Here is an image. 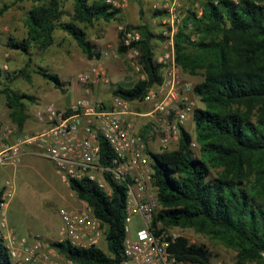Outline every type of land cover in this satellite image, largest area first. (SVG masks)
I'll return each instance as SVG.
<instances>
[{
    "label": "trees",
    "instance_id": "obj_1",
    "mask_svg": "<svg viewBox=\"0 0 264 264\" xmlns=\"http://www.w3.org/2000/svg\"><path fill=\"white\" fill-rule=\"evenodd\" d=\"M26 1L32 4L24 20L25 36H9L5 41L7 48L28 56L25 66L31 62V48L45 50L54 44L57 29L69 35L87 59H99L101 52L88 38L86 27L95 20L116 19L122 12L105 0H71L72 11L65 21L62 16L67 0ZM10 6L2 3L0 17ZM162 12L156 10L155 14ZM124 29H136L141 34L132 45L139 49L138 60L146 78L130 87L119 85L112 93L133 101L140 99L149 86L161 82L154 42L166 37L156 34L146 22L126 23ZM191 34L197 38L192 39ZM122 35L120 30L119 53L128 49ZM174 49L182 71L203 76L192 87L203 104L191 115L199 154L193 152L192 136L182 124L178 125L179 139L174 149H149L160 204L154 219L165 227L193 228L221 242L235 251L236 264H264V0H201V13L189 12L178 26ZM35 73L55 88L65 89V82L56 73L42 66ZM14 76L31 81L25 68H19ZM12 78L0 66V95L5 97L11 122L22 131L28 118L25 101L34 97L14 90L7 82ZM151 125L147 123L138 130L144 139ZM99 143V162L107 165L113 151L105 139L99 138ZM211 168L218 169L215 177ZM108 183L111 193L88 178L68 183L106 226V250L78 247L68 240L51 242L76 264H119L123 259L125 186L109 178ZM168 250L182 264H211L207 248L190 243L182 235L170 239ZM0 264H13L1 236Z\"/></svg>",
    "mask_w": 264,
    "mask_h": 264
},
{
    "label": "built area",
    "instance_id": "obj_2",
    "mask_svg": "<svg viewBox=\"0 0 264 264\" xmlns=\"http://www.w3.org/2000/svg\"><path fill=\"white\" fill-rule=\"evenodd\" d=\"M112 7L123 8L127 0H105ZM180 17L173 4L169 7L165 47L155 60L161 64L162 80L149 86L137 100L129 101L113 96L109 106L89 98H78L67 108L49 103L36 116L44 127L35 134H21L9 139L15 125L0 127V166L15 165L23 154L47 158L56 174L65 182L71 179L88 178L111 193L108 178L125 186L126 205L123 243V259L119 264H182L168 250L170 239L176 237L166 231L155 214L160 209L157 190L153 184L154 170L146 140L137 129L138 117H152L164 128L165 136L160 139L162 147L179 139L178 125L192 115L193 102L184 101L183 93L192 92L190 83L181 79V68L175 60L174 35L178 30ZM123 31L122 42L128 48L125 57L131 67L142 71L139 63V49L132 43L140 40L136 29ZM107 56V53H104ZM78 78L92 82H108L101 61ZM146 78L143 72L142 79ZM148 105V111L137 110L136 105ZM99 138L105 139L113 156L107 165L100 164ZM191 147L197 146L192 139ZM0 229L2 238L13 264H76L58 252L51 242L34 231L18 235L7 224L5 210L16 191L13 179L0 183ZM79 206L60 207L61 222L57 241L68 240L71 244L87 248L100 247L105 239V224L95 216L88 203L78 199ZM137 216L141 225L130 236V222Z\"/></svg>",
    "mask_w": 264,
    "mask_h": 264
},
{
    "label": "rangeland",
    "instance_id": "obj_3",
    "mask_svg": "<svg viewBox=\"0 0 264 264\" xmlns=\"http://www.w3.org/2000/svg\"><path fill=\"white\" fill-rule=\"evenodd\" d=\"M3 2L11 5L3 16L0 17V45L5 46V41L9 36L18 38L24 36L26 31L24 20L32 3L26 0H0V6ZM171 4L175 6L180 17L179 25L182 24V20L189 12L194 11L198 15L201 13V0H127L118 18L108 22L95 20L92 25L86 27L88 38L96 46L97 50L101 52L99 59H91L92 62H89V59L81 53L76 42L72 43V38H69V36H66V38L59 37L58 39L63 42L61 46L65 45L67 49V60L69 65H72L70 68H66L65 72L63 71L64 73L52 70L51 66L58 64L59 59L55 61L50 59L48 61L49 58L46 57V61V58L42 55L43 50L41 51L33 47L30 50L31 62L28 66H25L28 56L21 51L15 52L9 58L8 63L7 61H5L6 63H2L3 65H7L8 72L6 73L8 76H13L7 82L14 90L25 92L34 97L33 101L26 100L25 102L27 106L31 105L35 111L41 110L50 102L62 106L81 97L89 98L109 106L114 96L112 93L113 89L119 85L122 87L132 86L135 82L142 80L144 72L143 69L142 71L134 70L127 61L125 53H119L117 36L120 31L119 26L124 27L126 23L135 25L146 22L156 34L162 33L165 36ZM64 9L66 10V14L62 16V19L67 21L72 11L71 0L65 1ZM156 10L163 11L162 15H156ZM191 38L196 39V34H191ZM165 42L166 38L163 40L157 39L154 42L155 55L164 49ZM104 53H107V56ZM53 55H58L57 48H53L48 56L51 58ZM98 61H101L105 74L108 77V82L81 81L77 74L90 69ZM38 66L44 67L49 72L56 73L65 82L67 89L61 90L55 88L51 81L35 73ZM19 68H25V71L31 76V81H27L23 76H14L15 71ZM181 79L190 83L193 87L203 79V76L201 73L189 74L181 70ZM183 97L186 98L184 101L193 102L194 107H203L202 102L193 92H184ZM136 109L148 111L150 107L148 105L137 104ZM0 114L3 121V123L1 122V126L14 125L9 118V108L3 95H0ZM137 120L138 130L147 123L152 124L150 132L145 139L150 150L174 149L177 146L178 141L170 142L171 144L166 148L162 147L160 139L165 136L164 128L155 122L152 117H138ZM182 125L190 132L192 139H194L195 127L192 118L189 117ZM34 131L22 132L15 130L9 142L11 143L15 137L21 134H35L36 132ZM193 152L196 155L199 154L198 146L193 148ZM217 171L218 169L211 168V176L215 177ZM7 178L13 179L16 184L15 194L5 210L7 224L13 227L18 235H25L29 231H34L49 242L57 240L61 225L58 215L59 208L78 207L79 202L68 184L56 174L51 162L45 157L33 154L31 151L29 153L26 152L15 165L0 166V183ZM140 225V218L135 216L130 222V236H133L135 229ZM165 228L172 235H182L190 243L205 246L210 252L211 264H236L235 251L226 247L221 242L209 238L206 234L190 227L172 226ZM2 234L3 230L0 229L1 237ZM100 247L106 250L105 239H101ZM244 264L257 263L247 262Z\"/></svg>",
    "mask_w": 264,
    "mask_h": 264
},
{
    "label": "crops",
    "instance_id": "obj_4",
    "mask_svg": "<svg viewBox=\"0 0 264 264\" xmlns=\"http://www.w3.org/2000/svg\"><path fill=\"white\" fill-rule=\"evenodd\" d=\"M25 34H26V31H25ZM25 34H24V36H25ZM58 34L61 35V36H59ZM24 36H22V37H24ZM54 36H55L54 44L52 46H50L49 48L43 50V51L41 50L42 51V55L44 56V58H46V57L49 58L48 61H50V59L52 61H55L56 59H59L58 64L52 65V66L50 65V66L52 67V70H56V71H60V72L64 71L65 72L66 68H68V67L70 68L72 65H69V62L67 60L68 59L67 54H66L67 53V49L65 48V45L61 46V44L63 42H62V40L60 41L58 38L59 37L60 38H66V36H69V35H67L65 32L57 29L55 31V33H54ZM22 37H20V38H22ZM69 38H71V37L69 36ZM72 43H75V41L73 40ZM53 48H57L58 49V55H53L50 58L48 55L52 52ZM78 48L80 49V47H78ZM17 51L18 50H12V49L7 48L4 45H0V66L3 69L4 73L8 72L7 71V65L6 64L3 65L2 63H6L5 61H7V63H8L9 58H11V56H13L15 54V52H17ZM80 51H81L82 54H84L81 49H80ZM54 56H56V57L53 58ZM5 58H7V59L5 60ZM47 58H46V61H47ZM44 62H45V59H44ZM89 62H92V60H89ZM64 88H66L65 85H64ZM38 101H39V99H38ZM74 102L75 101H72L69 104L68 103L67 104H63L62 106H58L56 104V106H58L60 108H67L70 105H72ZM46 106H47V104L44 106V108H42L41 110H37V111H35V109L31 105L27 106L28 118L25 121V125H24V128H23L22 132L23 131H26V132L29 131L30 132L31 130H35L34 132H37L39 129H42L44 127L43 122H41L37 118L36 114H37L38 111L44 110ZM0 120L3 123L1 114H0ZM27 153H29V151H27Z\"/></svg>",
    "mask_w": 264,
    "mask_h": 264
}]
</instances>
